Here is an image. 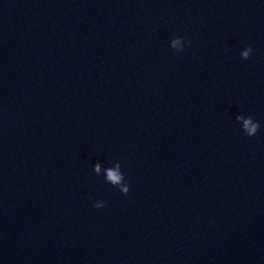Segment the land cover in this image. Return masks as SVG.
I'll list each match as a JSON object with an SVG mask.
<instances>
[{
	"label": "water",
	"instance_id": "obj_1",
	"mask_svg": "<svg viewBox=\"0 0 264 264\" xmlns=\"http://www.w3.org/2000/svg\"><path fill=\"white\" fill-rule=\"evenodd\" d=\"M0 264H264V0H0Z\"/></svg>",
	"mask_w": 264,
	"mask_h": 264
},
{
	"label": "clouds",
	"instance_id": "obj_2",
	"mask_svg": "<svg viewBox=\"0 0 264 264\" xmlns=\"http://www.w3.org/2000/svg\"><path fill=\"white\" fill-rule=\"evenodd\" d=\"M109 175H110V176H112V173H109ZM112 178H113V179H116V177H115V176H113Z\"/></svg>",
	"mask_w": 264,
	"mask_h": 264
}]
</instances>
